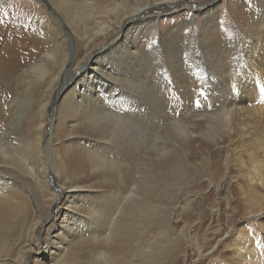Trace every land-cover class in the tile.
Wrapping results in <instances>:
<instances>
[{"label": "bare ground", "instance_id": "6f19581e", "mask_svg": "<svg viewBox=\"0 0 264 264\" xmlns=\"http://www.w3.org/2000/svg\"><path fill=\"white\" fill-rule=\"evenodd\" d=\"M193 1L0 0L6 27L0 29V264H25L31 253L48 264L51 236L64 237L52 256L75 233L101 237L105 250L89 263L75 254L56 264H123L116 251L156 226L165 230L150 236L141 261L178 264L169 233L180 202L164 208L147 197L163 173L176 183L166 186L186 181L192 151L204 152L209 166L210 157L223 155V174L208 179L209 187L219 192L235 173L232 187L245 195L248 210L241 218L252 220L237 241L235 227L229 243L218 230L213 246L206 230L199 257L217 253L221 264H264V222L257 231L250 228L264 216V0H225L228 10L218 3L198 12ZM162 11L172 14L159 16ZM30 45L38 54L28 61ZM172 85L178 95L168 93ZM50 107L56 111L46 118ZM34 110L25 134L23 120ZM139 140L150 145V155L140 152L143 158L134 160L131 186L107 187L82 202L80 193L95 189L92 179L107 181L115 152H139ZM74 141L78 155L71 156ZM6 167L31 178L35 190L7 180ZM85 167L93 172L87 181L71 176ZM56 174L63 177L60 193L51 186ZM229 190L225 200L231 205ZM62 196L61 207L75 213L65 215L58 234L53 228L60 210L42 252L36 237ZM192 223L184 222L188 234ZM206 224L200 221V229Z\"/></svg>", "mask_w": 264, "mask_h": 264}, {"label": "rangeland", "instance_id": "374dc122", "mask_svg": "<svg viewBox=\"0 0 264 264\" xmlns=\"http://www.w3.org/2000/svg\"><path fill=\"white\" fill-rule=\"evenodd\" d=\"M205 2L198 1V0L193 1V11L194 12H198L200 10L207 11L208 9H210L211 6H213L214 4L216 5L218 3H219L218 4L219 7L225 8L227 10L229 9L228 2L227 1L225 2V0H212L207 5H204ZM172 12L173 13L177 12L178 15L182 14L177 9H174V11ZM168 13L162 11L158 14L159 16L165 17V15H167ZM9 14L7 15L6 13L5 17L9 16ZM169 14H172V13H169ZM167 18H169V16ZM222 23L223 21L221 20V24ZM165 24L166 26H168V21L167 23L165 22ZM0 26H1L0 29L6 28L4 26L3 20H1ZM29 47H30L29 51L27 52L28 61L37 57L36 55L38 54L35 51L36 49H33L34 45H30ZM86 57H87V54H85V56L84 55L81 56L83 61ZM164 73L169 74L166 70L164 71ZM172 86L168 88L169 90V91L167 90L168 93L171 92L173 93V95H178V93L175 92V87L174 86L172 87ZM55 111L56 110H54L53 107H50L49 110L47 111L46 118L52 117ZM36 112L37 111L34 110L30 114H28L27 117L24 118L23 130H22L23 133L26 134L27 131L29 130V120L33 119L34 116H36V115H33V114H36ZM205 125L201 126V130L202 129L205 130L207 128V126ZM24 129L26 130V132ZM62 141H63V144H66V145L69 143L67 141V137H63L60 140V142L62 143ZM134 144H136L135 146L138 148L139 152L132 149V154L130 152H125V151H123L121 154H118V151H116L114 155V164H112L113 166H111V168L109 169V173L107 175V181L103 182L102 180H100L99 182L98 181L96 182L94 179H92L90 181V184L95 186V189L80 193L79 198L82 202H85V204H88L87 201L89 200V197H91L94 193L96 194L97 191L107 189V187L109 189L118 190L120 187H123V186H126V187H128L129 185L131 186V180L136 172L133 168L135 161H137L139 157L143 158L141 154L146 153V159H148L150 155V153L147 151L148 148H150V145L144 146L141 140L135 142ZM58 145L59 144L57 143V146ZM73 147L74 149L70 151L71 156L78 155V151L75 150V148L77 147L76 141H74ZM65 150L67 151V149ZM65 150H63V153ZM223 158H224L223 155L217 158L210 157L211 166H209L207 164V156L205 155L204 152L202 153V152L192 151L188 157V166L190 165L189 167L191 169L189 168L187 170L186 181L180 184V186H175V185L166 186V182H172V184H176V183L173 182L169 178L168 173H163L162 175H160L161 185L159 187L154 188L151 198L147 197V203H151L155 205H158V204L163 205L164 208H166V206L170 203V201L180 202V205L173 208L176 213L177 222L175 223L177 225L174 223L175 229H171L169 233V236L172 239H174V241L170 243V247L174 248L173 255L177 256L179 254L178 259L180 260L178 264L180 263L181 264H221L220 258L218 259V256H216L217 253H214L211 257H210L211 254H206L203 258L199 257L198 246L202 244L203 239L205 240L208 234V238L212 239L213 246H215L217 240H219V237L216 240L214 239L217 237V234H216L217 231L220 230V231H223V234L225 233L224 234L225 237H223V242L226 241L227 243H229V240H230L229 236L230 234L232 235L235 234L232 231L236 227L238 233L237 235L233 237V240L237 241L238 237L243 232L239 230H243L244 228H249L248 222L252 221L251 219H248L247 217L241 218V217H244L246 213H248L247 212L248 210H246L247 209L246 201L244 199L245 195L240 194L239 188L232 187V185L237 181L235 173H232L226 179V181L223 183V186L221 187V190L219 192L216 191L215 188L209 187L208 179L215 178V180L218 181L220 176H222L223 174V171H224L223 170ZM244 160L246 161V165L248 168V165L250 164V157L248 154L244 156ZM137 163L138 161L136 162V164ZM116 164H119V167ZM75 168L79 169L77 164H75ZM5 169L7 170L3 172L4 175L2 176H5L7 180L13 179L15 181L16 180L22 181V183L24 184L25 191H26V188L27 190L30 188L29 190L30 192H32L31 189L35 190L34 181L28 176H26L24 173H22L21 171L17 169H14L13 167L11 168L6 167ZM246 170L248 171V169ZM87 175H93V172L88 167H85L84 171H77L76 173H74V171L71 172V176L74 179H77V181H79L80 179H84V178H85V181H87L88 180V178H86ZM121 175H123V183L120 182L119 180ZM62 180H63V177L60 174L58 175L56 174L53 180L51 178V186L54 189H56L58 193H60L61 190L63 189V186L61 184ZM235 185L237 184L235 183ZM60 186H62L61 190H60ZM228 189H230L229 191L233 193L232 194L233 200L231 202V205H228V203L225 200L226 191ZM64 199H65L64 196L59 197V199L55 202V204L51 206L49 210L50 212L49 220L45 221L43 225L42 233H40L36 237L37 240L39 241L42 252H44L45 247H46L44 243L46 241L49 229L53 228L54 218L58 215L60 210L62 211V216L55 223V226L53 228V230L56 228L55 230H56V233L58 234L61 232L60 227L62 228V225L65 224L64 222L62 223V219L65 217V215L67 213H73V214L75 213V211H73V209L69 208L68 206H64L63 208L61 207V203ZM186 205L188 206V208H186ZM234 208L240 211V214L238 216L235 215V213H233ZM253 220L254 222L256 221L257 224H255L254 226H251L250 228L252 230L256 229L255 231H257L260 229L261 224H263L264 222V216H261V217L259 216L257 217V219L254 218ZM200 221H205L207 223L204 229L202 227V230L199 227ZM184 222L185 223L193 222L192 224L194 227L192 228V231H191L192 233L190 232V234H188V227L186 226V224H184ZM12 226H11L12 229L16 228V226L14 225ZM138 227L140 226L138 225ZM164 230H165L164 228H159L158 226H156L153 230L150 231V233L139 231L138 234H135L133 237H131L128 240V244L126 246L122 245L123 249L121 251L119 250L116 251L117 256H121V258L125 259L123 264H145L146 261L144 260V263H143L141 260H142V257L144 256L145 251L149 249L148 244L152 243V241L150 240V236L153 234H160ZM206 230H208L207 234L205 232ZM81 235L82 236H80L79 234L77 235V233H75L72 238L67 239V244L64 246L65 248H63L61 253L58 252L59 253L58 255L54 254L51 256L50 255L51 252L52 253L55 252L56 248L60 247L61 245L59 244L60 240L64 239V237L52 235L51 242L54 241V243L52 247L50 248L51 252L49 253L48 251L47 256H50L49 258L50 262H48V264H56L62 259H66V261L71 260L72 255H75V254L78 255L80 257V260H82L83 262L89 263L92 260L93 255L96 256L99 252H103L105 250L101 237H96L94 239L93 237L88 236V234L83 235V233H81ZM204 235H206V237ZM261 237L264 238V236H261ZM221 246L218 247L217 251L218 250L221 251ZM184 252L186 253L188 252L187 253L188 256H186ZM34 257H35L34 253L29 254L26 258L25 264H43L44 263V262H41L40 260L34 261L33 260ZM103 261L105 262V260Z\"/></svg>", "mask_w": 264, "mask_h": 264}]
</instances>
